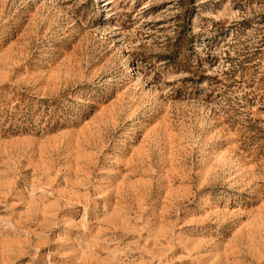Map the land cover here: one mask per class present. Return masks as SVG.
Wrapping results in <instances>:
<instances>
[{"label":"rangeland","instance_id":"1","mask_svg":"<svg viewBox=\"0 0 264 264\" xmlns=\"http://www.w3.org/2000/svg\"><path fill=\"white\" fill-rule=\"evenodd\" d=\"M0 264H264V0H0Z\"/></svg>","mask_w":264,"mask_h":264}]
</instances>
